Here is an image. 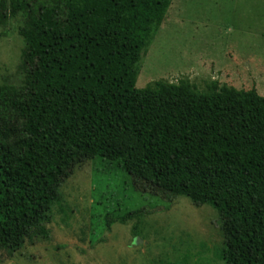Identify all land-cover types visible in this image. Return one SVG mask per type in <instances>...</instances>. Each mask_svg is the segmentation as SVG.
<instances>
[{"label": "trees", "instance_id": "trees-1", "mask_svg": "<svg viewBox=\"0 0 264 264\" xmlns=\"http://www.w3.org/2000/svg\"><path fill=\"white\" fill-rule=\"evenodd\" d=\"M53 1H0V23L26 16L36 61L22 87L0 85V254L50 241L61 186L99 157L135 191L210 205L223 264H264V96L188 80L135 87L172 0Z\"/></svg>", "mask_w": 264, "mask_h": 264}, {"label": "rangeland", "instance_id": "rangeland-1", "mask_svg": "<svg viewBox=\"0 0 264 264\" xmlns=\"http://www.w3.org/2000/svg\"><path fill=\"white\" fill-rule=\"evenodd\" d=\"M25 18L7 15L0 23L2 86L20 88L35 70L21 35ZM157 80H188L200 91L216 82L264 96V0H172L141 55L135 87ZM60 194L50 241L0 254V264H223V236L210 205L135 191L127 173L99 157L76 168ZM133 211L139 220L106 226L107 217Z\"/></svg>", "mask_w": 264, "mask_h": 264}]
</instances>
